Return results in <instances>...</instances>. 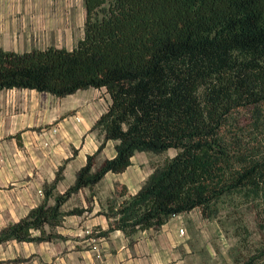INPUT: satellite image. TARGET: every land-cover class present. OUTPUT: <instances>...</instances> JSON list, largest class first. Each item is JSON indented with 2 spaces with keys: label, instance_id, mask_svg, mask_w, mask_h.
<instances>
[{
  "label": "trees",
  "instance_id": "1",
  "mask_svg": "<svg viewBox=\"0 0 264 264\" xmlns=\"http://www.w3.org/2000/svg\"><path fill=\"white\" fill-rule=\"evenodd\" d=\"M83 1L84 35L72 48L0 46V89L64 96L105 86L111 95L92 127L103 139L75 181L55 191L61 165L45 199L0 228V244L52 238L46 224L88 209L63 210L64 201L106 172L125 170L137 150L176 153L153 163L136 194L111 200L101 233L119 228L134 241L139 230L194 208L213 217L234 191L264 200V0ZM108 139L117 140V153L97 164ZM117 187L116 195L128 193ZM242 264H264V244Z\"/></svg>",
  "mask_w": 264,
  "mask_h": 264
},
{
  "label": "crops",
  "instance_id": "2",
  "mask_svg": "<svg viewBox=\"0 0 264 264\" xmlns=\"http://www.w3.org/2000/svg\"><path fill=\"white\" fill-rule=\"evenodd\" d=\"M44 0H0V46L17 51L49 44L72 48L74 27L52 30L41 17ZM72 23V22H71ZM73 24V23H72ZM75 40V41H74ZM111 102L105 86L80 88L64 96L30 87L0 89V228L19 220L45 199L44 187L56 178L55 191L64 192L76 179L88 155L96 151L104 134L93 124ZM78 117L80 119H78ZM57 127L55 131L53 128ZM117 140L108 139L97 164L117 153ZM155 154L137 150L123 171H108L93 186L73 192L63 210L85 207L83 213H67L60 224L45 225L50 239H10L0 244V264H173L189 251L180 233L184 213L171 216L160 227L139 230L135 240L110 226L105 214L111 200L119 203L136 194L153 172ZM128 193L116 195L117 185ZM55 202V195L48 198ZM188 231V228H187ZM39 234L40 230H34ZM187 234V233H186ZM97 237V242L93 240ZM94 244L99 249L94 248Z\"/></svg>",
  "mask_w": 264,
  "mask_h": 264
},
{
  "label": "rangeland",
  "instance_id": "3",
  "mask_svg": "<svg viewBox=\"0 0 264 264\" xmlns=\"http://www.w3.org/2000/svg\"><path fill=\"white\" fill-rule=\"evenodd\" d=\"M41 10L47 28L72 26L74 39L82 33L85 21L83 0H44ZM243 115H246L245 110L237 113L238 117ZM175 153L173 147L154 153L152 163L163 162ZM217 207V214L213 217L204 216L200 208L183 212L182 228L186 231L180 233L187 235L183 243L188 244L189 251L183 253V261L175 259L173 264H242L264 244L263 199L245 191H234L222 196Z\"/></svg>",
  "mask_w": 264,
  "mask_h": 264
},
{
  "label": "built area",
  "instance_id": "4",
  "mask_svg": "<svg viewBox=\"0 0 264 264\" xmlns=\"http://www.w3.org/2000/svg\"><path fill=\"white\" fill-rule=\"evenodd\" d=\"M78 119H80V118L78 117ZM53 129L56 131V130H57V127L53 128ZM180 232H181V233H184V228H181V229H180ZM93 240H94L95 243H96V242H97V237H94ZM94 248L99 249V246H98L97 244H94Z\"/></svg>",
  "mask_w": 264,
  "mask_h": 264
}]
</instances>
